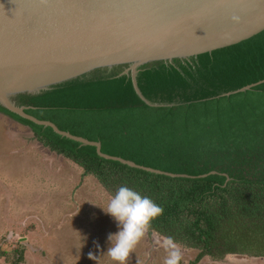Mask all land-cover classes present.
I'll return each instance as SVG.
<instances>
[{
	"label": "trees",
	"instance_id": "1",
	"mask_svg": "<svg viewBox=\"0 0 264 264\" xmlns=\"http://www.w3.org/2000/svg\"><path fill=\"white\" fill-rule=\"evenodd\" d=\"M264 29L189 60L145 67L143 95L129 76L95 71L36 95H19L25 111L61 130L99 141L101 151L186 176H168L100 156L93 145L61 136L0 106L45 147L78 164L114 195L128 186L163 208L148 233L203 257L264 258ZM233 92L230 94H226ZM21 264V245L12 251ZM3 256V255H2ZM5 260H8L3 256Z\"/></svg>",
	"mask_w": 264,
	"mask_h": 264
},
{
	"label": "water",
	"instance_id": "2",
	"mask_svg": "<svg viewBox=\"0 0 264 264\" xmlns=\"http://www.w3.org/2000/svg\"><path fill=\"white\" fill-rule=\"evenodd\" d=\"M262 29L264 0H0V106L81 145H93L104 158L186 176L105 154L99 141L28 114L29 107L17 97L51 91L101 71L104 77L129 76L145 103L166 106L143 95L138 86L141 70L177 58L189 60Z\"/></svg>",
	"mask_w": 264,
	"mask_h": 264
},
{
	"label": "rangeland",
	"instance_id": "3",
	"mask_svg": "<svg viewBox=\"0 0 264 264\" xmlns=\"http://www.w3.org/2000/svg\"><path fill=\"white\" fill-rule=\"evenodd\" d=\"M8 117L0 113V264H13L12 251L19 245L21 264H118L107 253L117 223L102 209L112 195L74 161L38 143L28 126ZM167 240L146 231L126 264H164ZM177 245L181 264H192L198 250ZM194 264H264V258L203 257Z\"/></svg>",
	"mask_w": 264,
	"mask_h": 264
},
{
	"label": "clouds",
	"instance_id": "4",
	"mask_svg": "<svg viewBox=\"0 0 264 264\" xmlns=\"http://www.w3.org/2000/svg\"><path fill=\"white\" fill-rule=\"evenodd\" d=\"M102 209L117 223L118 231L108 235L112 246L107 253L118 264H126L130 253L143 238L151 222L163 213L162 206L151 197L128 186H120L110 199L107 209ZM165 246L168 256L164 264H181L180 247L171 239L165 242Z\"/></svg>",
	"mask_w": 264,
	"mask_h": 264
},
{
	"label": "crops",
	"instance_id": "5",
	"mask_svg": "<svg viewBox=\"0 0 264 264\" xmlns=\"http://www.w3.org/2000/svg\"><path fill=\"white\" fill-rule=\"evenodd\" d=\"M8 118H10V117H8ZM10 119H12V118H10ZM13 121H15L14 119H12ZM30 129V128H29ZM31 130V129H30ZM32 131V130H31ZM33 133V132H32ZM38 143H40L39 141H38ZM41 144V143H40ZM42 145V144H41ZM43 146V145H42ZM43 147H45V146H43ZM45 148H47V147H45ZM49 149V148H48ZM50 150V149H49ZM33 152H34V154H35V150H32ZM51 151V150H50ZM45 162V161H44ZM47 162V161H46ZM45 162V163H46ZM47 164H48V166H49V168H51V164L49 163V162H47Z\"/></svg>",
	"mask_w": 264,
	"mask_h": 264
},
{
	"label": "flooded vegetation",
	"instance_id": "6",
	"mask_svg": "<svg viewBox=\"0 0 264 264\" xmlns=\"http://www.w3.org/2000/svg\"><path fill=\"white\" fill-rule=\"evenodd\" d=\"M0 113H2V112H0ZM6 115V114H5ZM6 116H8V115H6ZM11 118V117H10ZM13 119V118H12ZM15 120V119H14ZM16 121V120H15ZM18 122V121H17Z\"/></svg>",
	"mask_w": 264,
	"mask_h": 264
}]
</instances>
